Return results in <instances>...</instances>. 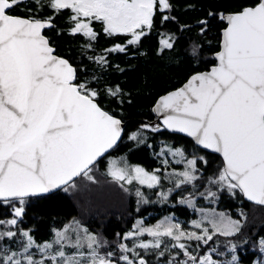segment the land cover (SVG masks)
<instances>
[{
  "label": "snow or ice",
  "instance_id": "6c2138e0",
  "mask_svg": "<svg viewBox=\"0 0 264 264\" xmlns=\"http://www.w3.org/2000/svg\"><path fill=\"white\" fill-rule=\"evenodd\" d=\"M21 8L28 15H17ZM44 10L48 15H40ZM173 11L172 0H0V210L7 216L0 218V264H149L146 256L163 257L170 250L177 251L167 264H222L214 259V254L223 255L216 246L204 255L198 250L216 237L240 232V222L224 213L201 210V220L192 223L198 231H186L170 219L151 227L138 221L133 230L117 234L120 242L111 249L78 223L55 231L54 239L44 243L21 227L33 198L49 197L57 190L67 193L78 180L95 183L93 167L124 133L121 119L100 103L101 97L115 99L122 90L117 86L101 91L92 80L82 79L81 70L55 54L45 30L56 28L55 19L65 15L68 34L84 38L86 47L92 48L99 24L106 36L126 41L106 51L124 53L129 45L141 44L157 18L162 25L175 22ZM209 16L223 23L215 62L163 96L153 111L162 115L165 129L183 133L222 156L223 167L207 178L210 187L200 195L214 201L219 192L227 191L264 206V0H249L237 11ZM198 24L200 34H206L209 21ZM174 43L171 35L162 36L160 51L173 49ZM192 54L197 55L195 48ZM89 59L107 64L103 56ZM141 127L161 130L148 124ZM128 139L142 142L140 132ZM169 154L183 170L164 178L174 181L175 188H195L202 178L197 158L188 159L180 149ZM163 164L167 167L169 161ZM158 173L161 169L149 172L112 159L107 175L121 187L154 189L161 184ZM171 191L160 196L166 201ZM135 195L144 200L139 188ZM187 203L195 206L193 200ZM236 247L228 246L232 255L224 264H239ZM259 247L264 252V240Z\"/></svg>",
  "mask_w": 264,
  "mask_h": 264
},
{
  "label": "trees",
  "instance_id": "16d2710c",
  "mask_svg": "<svg viewBox=\"0 0 264 264\" xmlns=\"http://www.w3.org/2000/svg\"><path fill=\"white\" fill-rule=\"evenodd\" d=\"M172 2L174 4L172 15L176 17V21L162 25L157 18L155 27L143 38L141 44L129 45L124 53L106 51L115 44H124L126 41L123 37L106 36L99 24L95 26L99 33L97 41L92 48H87V41L84 38L68 34L65 15L55 19L56 28L50 31V43L58 55L68 59L81 70L82 79L92 80L101 91L107 87L114 89L117 86L122 90L115 99L105 96L100 100L105 110L126 124L120 143L106 157L127 154L131 163L142 165L149 171L155 169L164 171L161 158L157 156L160 141L174 147H182L189 156L197 154L203 157V160L197 158V167L202 178L196 182V191L189 195L199 197L210 187L207 178L214 177L223 167L222 160L215 154L199 149L190 139L171 134L156 124L157 116L153 114L152 107L160 96L181 86L191 75L208 70L215 62L213 55L220 49L223 23L216 16H209V13L234 12L249 0H172ZM20 10L27 12L23 8ZM40 15H48V11L44 10ZM205 19L209 21L208 31L201 35L198 21ZM182 25L191 27L182 28ZM168 35L175 40L174 47L161 52L159 41L162 36ZM194 48L197 50L195 56L192 54ZM101 56L106 58V65H98L95 59H89ZM151 123L154 127L159 126L161 130L159 132L144 130L142 142L128 139L133 132H142L140 130L142 125ZM105 158L93 167L99 175L95 183L87 184L83 180H78L77 187L67 193L59 190L49 197L33 198L21 227L29 230L37 242H43L51 238L55 229L61 230L74 218L89 232L107 241L111 249L120 242L117 234L123 236L130 231L138 218L145 219L150 216L145 219L146 222H154L166 214L181 217L186 222L195 218L194 213L186 205L173 204L172 200H169L168 204H157L149 200L145 205H138L132 194L126 196L117 185L110 183L103 171L106 167ZM187 187L189 190L193 188L192 185ZM108 189L116 190L117 197H105L103 193ZM212 190L216 191V188L212 187ZM199 205L216 206L218 210L225 211L233 219L242 222L238 234L229 238H214L208 246H202L198 250L200 255L204 254L207 248L216 246L224 253V257L228 258L231 254L227 248L233 243L237 246L236 255L241 264H250L260 256L259 242L264 240V207L250 204L239 194L232 196L227 191L219 192L218 199L214 201L200 197ZM0 218H7L4 210H0ZM166 253L163 257L158 256L157 260H154L156 253L145 258L149 264H167L174 253L172 250Z\"/></svg>",
  "mask_w": 264,
  "mask_h": 264
},
{
  "label": "rangeland",
  "instance_id": "374dc122",
  "mask_svg": "<svg viewBox=\"0 0 264 264\" xmlns=\"http://www.w3.org/2000/svg\"><path fill=\"white\" fill-rule=\"evenodd\" d=\"M140 130H142V132H140V131H137V132H140L141 133V136H142V138H144V130H147V129H142V127L140 128ZM176 149H180V150H182L183 152H184V154H185V156L188 158V159H192V158H198V157H200L199 155H197V154H195L194 156H189V155H187L186 153H185V151H184V149L182 148V147H174V146H172V145H170L169 143H167V142H165V141H160V143H159V150H158V152H157V156L158 157H160L161 158V162H162V164H163V161L165 160V159H167L168 161H169V164H168V166L166 167L164 164H163V170L164 171H161L162 173H158V174H160L161 176H162V180H161V184H160V186L158 187V188H154L153 190L151 189H148V188H146V187H141V186H139V185H135V184H133V185H127V184H124V186L123 187H121V184L120 183H117V182H114V181H112V179H111V177H109L108 175H107V172H108V166H109V162H110V160H112V159H116V160H119V161H126L127 162V164H129V165H131V166H139V167H143L142 165H139V164H135V163H131L130 162V160H129V158H128V155L127 154H123V155H121V156H119V157H113V156H108V157H106L105 158V160H106V167L104 168V173H105V175L109 178V181H110V183L111 184H114V185H117L118 186V188H120L121 189V191H122V193H124L126 196H127V194H132V196H134L135 198H136V202H137V204L138 205H140L141 206V204H146L149 200H151L152 202H154V203H156L157 202V204H168L169 203V200H172L171 202L173 203V204H179V205H186L189 209H190V211L191 212H193L194 213V215H195V218L194 219H192V220H190L189 222H186V221H184L183 220V218H181V217H177V216H174V215H172V214H166V215H163L162 217H160L159 219H157V220H155L154 222H146L145 221V219L147 220L149 217H145V219H143V218H138V219H136L135 220V222H134V224H133V227L131 228V230H133V228H134V226L136 225V223L138 222V221H142L143 222V224L145 225V226H148V227H151V226H155L157 223H159V222H161V221H165L166 219H170L172 222H178V223H180V225L182 226V228L184 229V230H186V231H198V230H196V229H194L193 227H192V223H193V221H199V220H201V218H202V216H201V210L203 211V212H205V213H209V214H211V213H213V212H215V213H224L227 217H229L230 219H232V220H236V219H233L232 217H230L225 211H222V210H218L217 208H216V206L214 207H206V206H200L199 205V199H200V197H202V198H204V196H194V197H189V195L192 193V192H195L196 191V189L195 188H191V190H189V188L187 187V186H189V185H183V186H181V188H175V186H174V181L173 182H169L168 181V179L167 178H164L165 176H166V174L167 173H170V172H172L173 170H177V171H179V170H183V165L182 164H180V165H177V164H175L174 163V159L175 158H173L170 154H169V150H176ZM170 165V166H169ZM177 166V167H175V166ZM179 166V167H178ZM144 168V167H143ZM145 169V168H144ZM146 171H149V170H147V169H145ZM149 172H153V171H149ZM92 175H93V177H94V179H95V181L97 180V178H98V174H97V171H96V169H93V171H92ZM98 175V176H97ZM83 182H87V184H89V182L90 181H86V180H83ZM91 183V182H90ZM137 188H139L140 189V191L144 194V200H140V198H138L136 195H135V192H136V189ZM145 188L147 189V190H145ZM125 189H127V190H125ZM169 189H172V191H171V193H169L168 194V198H167V200L165 201L164 199H162V197L160 196V193L161 192H163V193H168V190ZM116 190H112V189H108V190H106V192H104L103 194L105 195V197H110V198H114V197H117V194H116V192H115ZM148 191V192H147ZM199 192V191H198ZM152 197H151V196ZM205 199V198H204ZM188 200H193L194 201V207H190L189 206V204L187 203V201ZM207 200V199H206ZM144 201H147V202H144ZM183 201V202H182ZM237 221H239L240 222V224H242V222L240 221V220H237ZM79 224L80 226H82L83 228H86L81 222H79V220H75L74 218L73 219H71V220H69L66 224H65V226L66 225H73L74 227L76 226V224ZM63 229V228H62ZM61 229V230H62ZM130 230V231H131ZM55 231H57L56 229L54 230V232ZM54 232H53V235L51 236V238L49 239V240H46V241H43V242H38V243H44V242H50L52 239H54ZM90 233H92V232H90ZM94 234V233H93ZM143 239H150V238H148V237H144ZM126 243H129V244H131V242L130 241H125ZM166 243H171L170 241H166ZM195 242H193V244H194ZM260 243V242H259ZM233 244V243H232ZM193 247H195V245H193ZM162 248H163V246H162ZM218 248V247H217ZM259 249H260V247H259ZM209 249L207 248L206 250H205V252H204V254H206V252L208 251ZM173 251V253L175 254V252L177 251V250H172ZM220 251V250H219ZM221 252V251H220ZM223 253V252H222ZM230 253V252H229ZM153 254H155V253H152L151 255H153ZM166 254H168V253H166ZM198 254L200 255V252L198 251ZM204 254H202V255H204ZM231 255H232V253H230ZM142 255H143V253H142ZM182 255V254H181ZM231 255L228 257V258H225L224 257V253H223V255H215L214 254V259H217V260H219V261H221L222 262V264H224V262H226V261H228V260H230V258H231ZM235 255H236V252H235ZM150 256V255H149ZM157 257H158V255L156 254V259L154 258V260H157ZM182 257V259H183V256H181ZM239 264H241V263H239ZM250 264H264V252H261L260 251V256L257 258V259H255L252 263H250Z\"/></svg>",
  "mask_w": 264,
  "mask_h": 264
},
{
  "label": "water",
  "instance_id": "95a60500",
  "mask_svg": "<svg viewBox=\"0 0 264 264\" xmlns=\"http://www.w3.org/2000/svg\"><path fill=\"white\" fill-rule=\"evenodd\" d=\"M219 50H220V49H219ZM216 53H217V52H216ZM216 53H215V54H216ZM55 54L58 55L57 53H55ZM215 54L213 55V57H215ZM58 56H60V55H58ZM60 57H61V56H60ZM63 58H64V57H63ZM209 69H210V68H209ZM209 69H208V70H209ZM208 70H206V71H208ZM202 72H205V71H202ZM195 74H196V73H195ZM186 81H187V80H186ZM186 81H185L181 86H179L178 88H176V89H174V90H171V91L165 93L164 95L160 96V97L156 100L155 104H154L153 107H152V112H153V114H154L155 116H157V119H156L155 123L158 124L159 126L163 127V125H162V119H163V117H162V115H160V114H158L157 112L153 111V109L155 108V106L157 105V103L160 101V99H161L163 96L168 95L169 93H171V92H173V91L179 89L180 87H182V86L186 83ZM117 118H118V117H117ZM119 119H120V118H119ZM121 121H122V120H121ZM125 125H126L125 122L122 121V127H123V128L125 127ZM150 125H153V123H151ZM163 128H164V127H163ZM164 129H165V128H164ZM165 130L168 131V132L171 133V134H177V135L184 136V137L190 139V140L194 143V145L197 146L199 149H201V150H203V151H206V152H208V153L215 154V155L219 156L220 159H221L222 162H223V158H222V156H221L220 154H218V153H214V152H211V151L208 150V149H203L202 147H200L199 145H197V144L195 143V141H194L191 137H188V136H186V135L183 134V133L171 132V131H169V130H167V129H165ZM122 137H123V135H122ZM122 137H121V139H122ZM120 141H121V140H120ZM120 141L118 142V144L120 143ZM118 144H117V145H118ZM116 147H117V146H116ZM116 147H115V148H116ZM115 148H113V149H115ZM113 149H111L110 152H111ZM110 152H109V153H110ZM109 153H106L103 157L100 158L99 161H101L103 158H105ZM99 161H98V162H99ZM98 162H97V163H98ZM57 191H59V190H57ZM243 198H244V197H243ZM244 200H245L246 202L250 203V204L256 205V204L253 203V202H249V201H247L246 198H244ZM257 206H261V205H257ZM261 207H264V206H261Z\"/></svg>",
  "mask_w": 264,
  "mask_h": 264
},
{
  "label": "flooded vegetation",
  "instance_id": "af4514ba",
  "mask_svg": "<svg viewBox=\"0 0 264 264\" xmlns=\"http://www.w3.org/2000/svg\"><path fill=\"white\" fill-rule=\"evenodd\" d=\"M16 14L20 16H25L28 15V12H21V10H18ZM50 31L51 29L45 30V35L49 38V40H50Z\"/></svg>",
  "mask_w": 264,
  "mask_h": 264
}]
</instances>
